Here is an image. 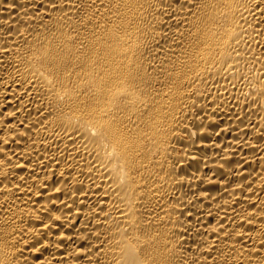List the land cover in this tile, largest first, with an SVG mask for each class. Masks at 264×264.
<instances>
[{
    "label": "bare ground",
    "instance_id": "6f19581e",
    "mask_svg": "<svg viewBox=\"0 0 264 264\" xmlns=\"http://www.w3.org/2000/svg\"><path fill=\"white\" fill-rule=\"evenodd\" d=\"M0 264H264V0H0Z\"/></svg>",
    "mask_w": 264,
    "mask_h": 264
}]
</instances>
